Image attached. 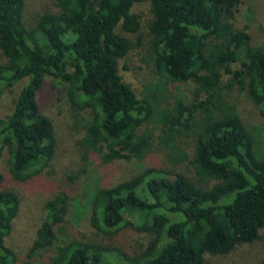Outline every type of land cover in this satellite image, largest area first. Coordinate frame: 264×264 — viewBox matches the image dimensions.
<instances>
[{"label": "trees", "instance_id": "obj_1", "mask_svg": "<svg viewBox=\"0 0 264 264\" xmlns=\"http://www.w3.org/2000/svg\"><path fill=\"white\" fill-rule=\"evenodd\" d=\"M145 1L160 80L139 96L120 72L133 43L119 28L140 29L134 8ZM240 2L57 0L56 11L28 26L26 0H0V96L28 80L12 113L0 118V160L9 153L8 171L0 167V264H37L33 258L52 248L49 264H207L208 255H227L261 237L264 154L223 86L231 74L264 116V45L232 23ZM49 77L66 84L75 117L90 114L81 140L86 155L102 153L105 163L108 152L113 159H143L162 145L172 167H145L132 179L75 197L57 190L21 263L7 242L21 197L6 181L31 180L54 158L55 124L40 100ZM175 81L192 83L191 100H169L164 88ZM183 137L192 140L190 150L179 144ZM184 164L193 176L176 170ZM71 208L109 236L131 226L154 237L133 256L94 241L60 242Z\"/></svg>", "mask_w": 264, "mask_h": 264}, {"label": "rangeland", "instance_id": "obj_2", "mask_svg": "<svg viewBox=\"0 0 264 264\" xmlns=\"http://www.w3.org/2000/svg\"><path fill=\"white\" fill-rule=\"evenodd\" d=\"M56 3L57 0H26V24L34 25L38 14L56 11ZM134 12L138 15L141 26L134 33L127 32L122 27L119 28L120 34L133 43L128 54L120 60L119 68L124 79L139 96H143L148 84H157L160 80L154 63L155 53L152 47L154 36L149 28L153 16L150 2L138 3ZM232 23L239 29H247L254 45H264V0H241L234 11ZM0 56H3L1 51ZM230 76L231 74H225L223 77L224 92L228 94V99L236 104L245 123L257 136L256 150L264 154V116L248 96L247 90L232 81ZM27 81V79L22 80L13 88V91L0 96V118H5L12 113L16 94ZM230 81L232 87L228 86ZM191 84V82L175 81L167 85L168 88H164V93L171 102L176 96L189 101L193 89ZM40 100L44 113L55 124L57 146L54 158L42 174L31 180L23 181L7 177L6 181V187L15 189L21 197L20 211L7 238L9 245L18 253L21 263L27 260L28 251L37 236L38 227L46 216L45 204L57 190L63 189L70 197H75L89 190L92 193L97 186H108L132 179L145 167L156 169L172 167L167 156L168 150L163 149L162 145L153 147L143 159H113L114 154L108 152L106 157L110 161L105 163L102 153L97 154L92 151L86 155L81 140L86 133L84 125L90 123L91 117L88 112H82L78 117L74 116L66 84L54 85L53 78L49 77L40 92ZM179 144L190 150L193 143L191 139L183 137ZM85 156H88V159H85ZM8 159L9 153L5 150L0 160V167L5 172L8 171ZM176 170L193 176L190 171L192 168L188 165H180ZM168 176L173 178L172 175ZM88 198L90 199V196ZM68 220L66 230L59 235L60 242L67 239L94 241L110 248L121 249L128 256L143 250L154 237L151 232L131 226L122 228L109 236L97 231L87 213L76 217L72 208ZM55 251L52 248L33 259L37 264H49L50 257L55 254ZM263 260L264 229L261 231V237L253 243L240 245L227 255L207 256V264H263Z\"/></svg>", "mask_w": 264, "mask_h": 264}]
</instances>
